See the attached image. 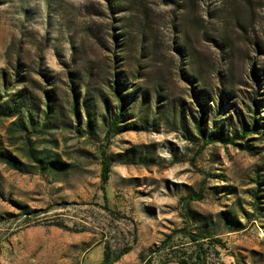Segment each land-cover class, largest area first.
Returning <instances> with one entry per match:
<instances>
[{"label":"rangeland","instance_id":"rangeland-1","mask_svg":"<svg viewBox=\"0 0 264 264\" xmlns=\"http://www.w3.org/2000/svg\"><path fill=\"white\" fill-rule=\"evenodd\" d=\"M3 152L30 167L0 159V264H194L183 229L199 264H264V0H0Z\"/></svg>","mask_w":264,"mask_h":264},{"label":"trees","instance_id":"trees-1","mask_svg":"<svg viewBox=\"0 0 264 264\" xmlns=\"http://www.w3.org/2000/svg\"><path fill=\"white\" fill-rule=\"evenodd\" d=\"M115 97L118 102L117 107V114L114 117V119L110 122L106 121V116H103L105 119V124L108 128V134L114 135L119 133V127L120 123L122 122V119L124 118L125 112L127 111L129 107V95L124 93V90L121 89L122 86H120L119 83L116 82L115 86ZM123 88L129 89V85H123ZM74 110L77 112V105H75ZM33 110H30L27 115V123L22 121V119H19L17 122H13V125H15L18 128V131L22 132L23 134H26V138L28 139V143L31 142V137L34 135V132L36 131V126L33 123L32 118ZM204 113V109H203ZM49 114V113H48ZM78 114V112H77ZM253 117V123L251 124V127L243 128L240 133L235 134L232 138L228 140H224L223 142L227 143H236L237 140H244L248 135L250 134H262L263 127L261 123L259 122L258 118L260 117L259 112L255 111L252 114ZM91 124V121L89 122V125ZM46 125H44L45 127ZM89 129L91 127L89 126ZM197 131L199 133L200 138L205 141V144L207 145L211 140H206V132L204 130V122L203 121H197ZM28 151V157L31 161L36 162L39 166V169H59L62 167L63 162H61L59 159H57L54 154V151H49L45 148L38 149L37 145L33 144L32 146H29ZM0 159L3 163H5L7 166L11 167L12 169H16L21 172H25L27 168L30 166L27 164H24L19 158L14 156L12 153L9 152H3L0 154ZM111 157L105 156L103 161V172H102V189L104 190L106 188V185L108 184V181L110 179L111 174ZM264 191V189H262ZM261 191V190H260ZM259 196V195H257ZM200 199H202V194L198 195ZM264 197H262L263 199ZM263 203V202H261ZM227 220V218H226ZM230 223V221H228ZM237 230L241 229V225L237 223V226H235ZM180 233H183L187 235L193 243L196 244V248L192 251L191 255V262L194 264H199L203 260V251H204V244L201 243L202 236L195 234L188 230H180ZM218 245H221L220 240L216 241ZM166 244H163V247H165ZM128 250H125L123 253L118 255L116 258H112V253L107 251L105 254V259L103 263L101 264H114L116 261H118L124 254L127 253ZM181 264H189L188 260H181ZM147 264H153L152 261H148Z\"/></svg>","mask_w":264,"mask_h":264}]
</instances>
